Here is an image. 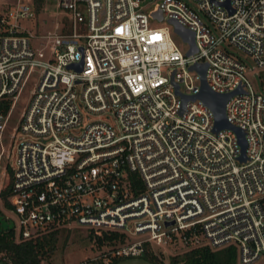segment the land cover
Listing matches in <instances>:
<instances>
[{
    "label": "built area",
    "instance_id": "built-area-1",
    "mask_svg": "<svg viewBox=\"0 0 264 264\" xmlns=\"http://www.w3.org/2000/svg\"><path fill=\"white\" fill-rule=\"evenodd\" d=\"M57 6L63 26L36 34L23 24L38 10L34 0H0V159L11 156L19 238L76 226L132 238L102 253L104 263L138 257L146 242L235 244L239 264L256 261L264 254V0ZM169 19L192 32L194 51L185 43L180 52ZM200 63L211 91L234 92L224 117L243 131L242 162L235 133H213L210 109L189 98L199 89L189 66ZM171 80L188 97L183 105Z\"/></svg>",
    "mask_w": 264,
    "mask_h": 264
},
{
    "label": "rangeland",
    "instance_id": "rangeland-1",
    "mask_svg": "<svg viewBox=\"0 0 264 264\" xmlns=\"http://www.w3.org/2000/svg\"><path fill=\"white\" fill-rule=\"evenodd\" d=\"M57 2L58 0H42V2H40L38 6V10L34 11L33 17L29 20L23 21L25 27L27 26L31 31H34L36 34L53 33L55 31V28L60 29V27H62L64 24V18L66 16V13L60 8H58ZM171 37L180 52H185L187 49V45L185 44V42L181 41V39L175 35H171ZM231 49L237 52L238 55L245 57L234 47H231ZM246 77L250 80L253 87L257 90V87L254 85V82L250 78L249 74H247ZM34 82L35 78L30 77L27 86L16 99V102L12 109V113L8 118V121L6 123V129L4 131V137L5 139L7 138V140H9V136L7 135L12 130V127L17 122L18 116L20 115L21 111L24 109V106L27 103L29 92ZM3 147L4 150L8 151L9 145L7 141L4 142ZM5 154L6 153H4V156L0 159V189H2V187L8 181L7 169L9 168L11 162V156H5ZM0 210L3 212L6 218H9L11 220L13 225L14 238L18 239L20 228L17 223V218L4 207L1 199ZM100 233L101 230H98V234ZM88 234V229H86V227H70L68 231L64 234L65 237L63 235L60 236L59 240L56 242L55 249L52 255L50 256V263L48 264H89L90 260H93L94 258H101L102 253L108 252L112 248L119 245L117 243H108L103 244L99 247L94 242L93 237H90ZM93 234L98 235L97 233H95V231L93 232ZM140 236L141 235L134 236L133 238H139ZM131 239L127 238L124 241H130ZM200 239L203 238L200 236ZM227 247L234 248V264H239V250L235 244L211 248V250H218ZM152 249L160 251V254H162L164 258L165 264L167 263L168 257L170 255L179 254L180 252L184 251V248H181L177 242L163 246H153ZM251 264H264V254L261 253L259 258Z\"/></svg>",
    "mask_w": 264,
    "mask_h": 264
},
{
    "label": "trees",
    "instance_id": "trees-1",
    "mask_svg": "<svg viewBox=\"0 0 264 264\" xmlns=\"http://www.w3.org/2000/svg\"><path fill=\"white\" fill-rule=\"evenodd\" d=\"M38 8L42 0H34ZM8 102L3 105V112L7 110ZM8 181L0 189V199L4 207L9 211L11 205L8 201L10 186V169L8 168ZM136 175H133V177ZM135 184L138 179L134 177ZM9 218H6L0 210V261L4 264H48L52 255L56 242L60 236L65 237L68 230L65 229H49L37 232L30 238L22 239L14 238L13 225ZM88 235L93 237L97 246L108 243L121 244L126 237L124 234L116 231H101L96 235L90 230ZM154 245L147 242L143 244L142 250L138 257L151 262L153 264H165L162 254L159 250L152 249ZM184 251L179 254L170 255L166 264H234V248L227 247L218 250H211L206 245H197L193 247H182ZM121 257H112L107 263L102 262L101 258L90 261L89 264H114Z\"/></svg>",
    "mask_w": 264,
    "mask_h": 264
},
{
    "label": "water",
    "instance_id": "water-1",
    "mask_svg": "<svg viewBox=\"0 0 264 264\" xmlns=\"http://www.w3.org/2000/svg\"><path fill=\"white\" fill-rule=\"evenodd\" d=\"M151 17H155L157 19H160V13L158 11L154 10L150 12ZM168 22L172 25L173 33H175L183 42L187 43L188 50L186 51V54L191 53L194 51V45H193V36L192 32L183 28L180 26L176 21L169 19ZM68 68L78 70L79 67L76 64L68 66ZM190 70H194L198 76H199V89L196 95L189 97L191 99H198L201 101L204 105H206L213 115V126H212V132L215 133L220 129H231L237 138L238 145L240 147V155L238 156L237 160L239 162L244 161V141H243V131L233 127L230 125L225 117H224V103L226 99L234 92L232 93H217L211 91L204 80V69L205 64H193L189 66ZM172 82V80H171ZM174 86L175 93L181 98L182 105L185 102V100L188 98L185 95L181 94L178 91L177 84L172 82ZM0 264H4L0 261ZM114 264H153L151 262H148L144 260L141 257H129L122 260L116 261Z\"/></svg>",
    "mask_w": 264,
    "mask_h": 264
}]
</instances>
